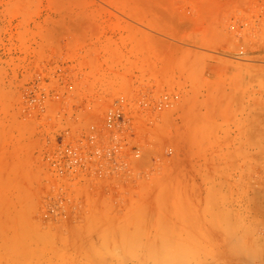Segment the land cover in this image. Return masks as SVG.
<instances>
[{"label":"rangeland","instance_id":"rangeland-1","mask_svg":"<svg viewBox=\"0 0 264 264\" xmlns=\"http://www.w3.org/2000/svg\"><path fill=\"white\" fill-rule=\"evenodd\" d=\"M263 230L264 0H0V264H264Z\"/></svg>","mask_w":264,"mask_h":264},{"label":"clouds","instance_id":"clouds-1","mask_svg":"<svg viewBox=\"0 0 264 264\" xmlns=\"http://www.w3.org/2000/svg\"><path fill=\"white\" fill-rule=\"evenodd\" d=\"M114 255L119 256L117 249ZM130 258L142 257L146 264H190V251L182 242L162 238L157 245L150 249L138 247L128 252Z\"/></svg>","mask_w":264,"mask_h":264},{"label":"built area","instance_id":"built-area-1","mask_svg":"<svg viewBox=\"0 0 264 264\" xmlns=\"http://www.w3.org/2000/svg\"><path fill=\"white\" fill-rule=\"evenodd\" d=\"M174 100L175 98L170 95H163L160 101L154 104V109L160 110L169 108ZM123 103L124 100H121L119 103L116 104V107L110 109L107 112L104 123V127L106 130L118 131L119 128H121V126L126 123L127 120L124 118ZM69 153L72 152L69 150ZM73 156L76 158L74 153ZM76 161H78V158L76 159ZM262 236L264 237V230L262 231Z\"/></svg>","mask_w":264,"mask_h":264}]
</instances>
